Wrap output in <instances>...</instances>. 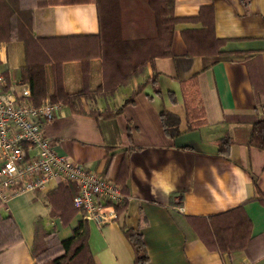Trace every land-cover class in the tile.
I'll list each match as a JSON object with an SVG mask.
<instances>
[{
    "label": "crops",
    "instance_id": "0c3cea01",
    "mask_svg": "<svg viewBox=\"0 0 264 264\" xmlns=\"http://www.w3.org/2000/svg\"><path fill=\"white\" fill-rule=\"evenodd\" d=\"M12 6L8 15L0 14L1 36L16 35L27 19L36 37L100 30L93 2L39 6L37 0H12ZM206 6L214 11L215 36L225 39L224 57L218 63L203 70L201 56L186 54L183 30L203 24L182 20L174 28L171 56L155 58L144 74L119 86L109 98L82 99V112L61 104L58 115L44 127L57 153L99 174L116 181L121 163L126 166L125 209L105 225L85 220L97 264H133L134 251L122 226L142 234L148 264H264V206L251 200L257 191L264 195V150L234 144L228 156H221L214 143L227 127H250L249 123L231 122L233 115H264V0H175L174 14L195 17ZM24 65V42L1 38L0 72L16 101L28 100L30 93L29 85L20 81ZM154 71L158 73L156 84L147 85L120 114L104 118L90 113L118 108ZM47 72L51 93L50 67ZM195 73L208 124L171 139L163 131L159 112L166 108L179 117L181 129L185 127L179 81ZM62 76L67 92L83 89L80 62H65ZM101 80V59L94 58L88 89L94 90ZM169 91L174 92L176 102L169 99ZM60 185L69 186L50 181L44 190L7 191L0 210L3 215L11 214L21 239L0 251V264L34 263L31 245L37 220L61 239L71 235L81 219L78 210L67 223L50 215L47 194ZM240 205L251 220L252 239L247 250L221 252L214 247L212 235L203 237L208 232L206 223Z\"/></svg>",
    "mask_w": 264,
    "mask_h": 264
},
{
    "label": "trees",
    "instance_id": "16d2710c",
    "mask_svg": "<svg viewBox=\"0 0 264 264\" xmlns=\"http://www.w3.org/2000/svg\"><path fill=\"white\" fill-rule=\"evenodd\" d=\"M245 1V0H243ZM93 2L97 7L100 30L96 34L36 37L31 29V21L18 26V33L0 39H20L25 47V65L20 70V81L28 84V100L35 106L46 98L69 106L73 111L82 112V99L95 97L106 99L114 95L119 86L127 85L134 77L144 74L147 65L155 58L171 56V43L175 25L182 20L201 21L198 29L183 30L187 55H199L202 69H208L224 56L221 47L225 39L214 33V11L212 6L202 7L195 17H178L174 14L175 0H37V5H60ZM15 6V9L18 7ZM12 0H0V14L5 16L12 10ZM94 58L101 59L102 80L94 90L87 87L90 64ZM78 61L81 65L83 89L69 93L63 85L62 66L67 61ZM50 67L53 89L48 92V72ZM197 73L180 80V97L184 108L185 127L181 129L179 117L163 108L159 112L163 131L171 139L192 131H200L207 126L205 109L201 102ZM158 73L145 77L131 91L122 104L113 110L107 107L102 112L90 113L104 118L121 113L123 107L133 103L147 85H155ZM169 99L176 102L175 94L167 92ZM231 122L249 123V128H229L218 136L214 143L221 156H228L231 146L242 144L264 150V115H233ZM227 120V119H226ZM108 150H111L108 148ZM113 155V154H112ZM109 157V163L111 161ZM126 166L121 163L116 183L126 193ZM77 186H58L47 194L50 215L67 223L77 212L73 198ZM264 206V195L257 191L255 197ZM3 200L0 199V209ZM126 207V201L116 204L117 218ZM205 239L214 241V247L221 252L247 250L252 239L251 220L242 205L212 216ZM116 218V219H117ZM122 232L134 251L133 264H148L149 255L139 231L122 226ZM211 232V233H210ZM87 222L80 219L72 228L71 235L61 239L54 229L47 230L37 220L31 245L33 264H97L89 247ZM21 235L10 213L3 215L0 210V251L19 241Z\"/></svg>",
    "mask_w": 264,
    "mask_h": 264
},
{
    "label": "built area",
    "instance_id": "2783aa9c",
    "mask_svg": "<svg viewBox=\"0 0 264 264\" xmlns=\"http://www.w3.org/2000/svg\"><path fill=\"white\" fill-rule=\"evenodd\" d=\"M61 109V103L45 99L35 106L16 101L0 72V199L44 190L50 181L75 184L73 204L82 220L101 226L117 218L116 204L126 196L114 179L59 154L44 134V127Z\"/></svg>",
    "mask_w": 264,
    "mask_h": 264
}]
</instances>
